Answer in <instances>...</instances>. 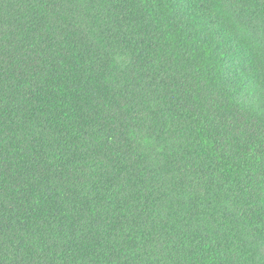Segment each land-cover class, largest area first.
<instances>
[{"label":"trees","instance_id":"trees-1","mask_svg":"<svg viewBox=\"0 0 264 264\" xmlns=\"http://www.w3.org/2000/svg\"><path fill=\"white\" fill-rule=\"evenodd\" d=\"M244 225L264 0H0V264H241Z\"/></svg>","mask_w":264,"mask_h":264},{"label":"rangeland","instance_id":"rangeland-1","mask_svg":"<svg viewBox=\"0 0 264 264\" xmlns=\"http://www.w3.org/2000/svg\"><path fill=\"white\" fill-rule=\"evenodd\" d=\"M242 228L244 229L240 236L243 239L242 242L240 239V247L242 246L241 264H264V238L262 239L259 232L248 233L247 225L242 226Z\"/></svg>","mask_w":264,"mask_h":264}]
</instances>
